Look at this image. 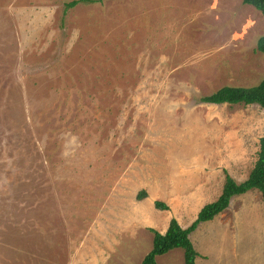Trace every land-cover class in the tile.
I'll use <instances>...</instances> for the list:
<instances>
[{"label": "rangeland", "instance_id": "rangeland-1", "mask_svg": "<svg viewBox=\"0 0 264 264\" xmlns=\"http://www.w3.org/2000/svg\"><path fill=\"white\" fill-rule=\"evenodd\" d=\"M78 1L0 0V264H139L150 229L189 227L217 200L200 189L208 177L241 183L264 137L257 105L201 101L264 80L259 12L242 0L66 7ZM190 241L196 264H264L259 193L233 197Z\"/></svg>", "mask_w": 264, "mask_h": 264}, {"label": "trees", "instance_id": "trees-1", "mask_svg": "<svg viewBox=\"0 0 264 264\" xmlns=\"http://www.w3.org/2000/svg\"><path fill=\"white\" fill-rule=\"evenodd\" d=\"M79 3L90 4L94 2L90 0H79L78 2L67 4L66 7H74ZM242 4L252 7L264 17V0H242ZM255 49L258 53L264 54V36L258 39ZM201 101L209 105H257L260 109L264 110V80L253 87H237L221 90ZM252 190L260 193L264 204V137H261L258 141L257 159L247 179L241 183H236L225 173L220 196L214 202L204 205L189 227L182 229L175 219H171L164 234L150 230L152 233L151 250L139 264H156L155 259L157 257L176 249L183 252V264H195L197 253L189 240V235L201 223L212 221L224 212L233 197L246 194ZM145 195L146 193L142 191L138 194L137 198L140 199V196L143 197ZM154 208L160 211L169 210L166 205L160 202H155Z\"/></svg>", "mask_w": 264, "mask_h": 264}, {"label": "crops", "instance_id": "crops-1", "mask_svg": "<svg viewBox=\"0 0 264 264\" xmlns=\"http://www.w3.org/2000/svg\"><path fill=\"white\" fill-rule=\"evenodd\" d=\"M216 160V162L217 161H219V159L217 158V159H215ZM219 163H222L223 164V162L222 161H219ZM253 168V167H252ZM228 173V172H227ZM250 173V172H249ZM228 175H230L232 178H234L231 174H228ZM249 175V174H248ZM248 175L247 176H245V178L243 179V180H240L241 182H243V181H245L246 179H247V177H248ZM209 179H211V180H209ZM220 186H221V191H222V186H223V183H218V180L217 179H213L212 178V176H210V177H208V179L206 180V182H205V184H204V187H202V188H200V189H203V192L205 191V194H206V196L208 197V196H212V195H215L214 196V198L216 197V198H218L219 196H220V194H221V191H219L220 190ZM179 187H177V194H179ZM174 192V191H173ZM258 192V191H257ZM172 194V192L171 191H168V193H167V197H169V194ZM259 193V192H258ZM174 195L176 194V192L175 193H173ZM259 195H260V193H259ZM236 197V196H235ZM260 198H261V196H260ZM232 200V199H231ZM231 200H230V203H231ZM261 201H262V199H261ZM212 203V202H211ZM230 203H229V206H230ZM263 203V202H262ZM164 204V203H163ZM209 204V203H208ZM164 205H166L167 207L169 206V204H168V202H165V204ZM264 205V204H263ZM228 206V207H229ZM228 209V208H227ZM227 209L224 211V213H226L227 212ZM223 212L221 213V214H219L217 217H215L214 219H218L219 217H221V215H223L224 214ZM173 218V217H172ZM174 219L177 221V223H178V219L177 218H175L174 217ZM213 221V220H212ZM169 222H170V219L168 220V222H167V225L166 226H164V228H163V230L162 231H160L159 233L160 234H164L165 232H166V230H167V228H168V225H169ZM205 223H207V222H205ZM179 224V226H180V223H178ZM202 224V223H201ZM197 229V228H196ZM150 230H153V229H150ZM157 232V231H156ZM193 233V232H192ZM191 233V234H192ZM190 234V235H191ZM190 235H189V240H190ZM191 242V241H190ZM192 244V243H191ZM193 246V245H192ZM194 248V247H193ZM195 250V249H194ZM196 251V250H195ZM197 253V252H196ZM201 255L200 254H198L197 253V258H199ZM196 258V259H197ZM196 259H195V264H196Z\"/></svg>", "mask_w": 264, "mask_h": 264}]
</instances>
